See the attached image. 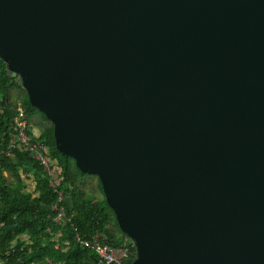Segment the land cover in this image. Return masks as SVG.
Segmentation results:
<instances>
[{
	"label": "water",
	"instance_id": "95a60500",
	"mask_svg": "<svg viewBox=\"0 0 264 264\" xmlns=\"http://www.w3.org/2000/svg\"><path fill=\"white\" fill-rule=\"evenodd\" d=\"M0 58L132 264H264V0H0Z\"/></svg>",
	"mask_w": 264,
	"mask_h": 264
},
{
	"label": "trees",
	"instance_id": "16d2710c",
	"mask_svg": "<svg viewBox=\"0 0 264 264\" xmlns=\"http://www.w3.org/2000/svg\"><path fill=\"white\" fill-rule=\"evenodd\" d=\"M13 88L26 92L20 77L0 58V264H99L95 251L85 245L97 232L117 254L128 250L124 264H132L136 248L122 233L100 181L104 198L95 201L85 192L87 174L56 149L53 125L43 124L50 121L31 105L27 93L21 104L13 102ZM18 105L25 109L30 125L43 127L39 139L48 149L52 176L22 148L8 155L13 139L12 117ZM30 177L32 188L25 182ZM58 192L64 193L66 212L61 221L55 210Z\"/></svg>",
	"mask_w": 264,
	"mask_h": 264
},
{
	"label": "built area",
	"instance_id": "2783aa9c",
	"mask_svg": "<svg viewBox=\"0 0 264 264\" xmlns=\"http://www.w3.org/2000/svg\"><path fill=\"white\" fill-rule=\"evenodd\" d=\"M30 123L26 118V111L18 105L11 123L12 141L9 148L8 155L15 149L22 148L30 154L32 159L36 161L40 167L49 175H54V168L51 160L48 157V149L46 145L30 130ZM51 186L55 185L51 181ZM58 200L55 210L58 212L57 220L61 221L65 218L66 212L62 203L64 202V193L58 192ZM87 247L95 251L98 256L99 264H124L125 258L128 256V250L124 251L122 255L117 254L114 247L104 241V237L97 232L90 240L85 242ZM135 246V245H134Z\"/></svg>",
	"mask_w": 264,
	"mask_h": 264
},
{
	"label": "rangeland",
	"instance_id": "374dc122",
	"mask_svg": "<svg viewBox=\"0 0 264 264\" xmlns=\"http://www.w3.org/2000/svg\"><path fill=\"white\" fill-rule=\"evenodd\" d=\"M26 92H24L23 90L19 89V88H13L11 90V98L13 99V102L21 104L22 99L24 98ZM44 125L47 126H51V122L48 121H43ZM34 126V125H33ZM39 129L43 130V127L40 126ZM40 136V135H39ZM89 180H93V181H88L87 185H86V191L88 192V197L90 199H93L95 201H101L103 200L104 196L102 195V193L99 190V179L97 176H93L90 177ZM97 184V187H95Z\"/></svg>",
	"mask_w": 264,
	"mask_h": 264
},
{
	"label": "crops",
	"instance_id": "0c3cea01",
	"mask_svg": "<svg viewBox=\"0 0 264 264\" xmlns=\"http://www.w3.org/2000/svg\"><path fill=\"white\" fill-rule=\"evenodd\" d=\"M11 99H12V98H11ZM12 101H13V99H12ZM31 126H32V128H33L32 131H33L36 135H38V136L41 135L42 132H41V130L39 129V127H37V126H35V125H34V126L31 125ZM5 175L8 176V173H6ZM29 175H31V174H29ZM90 177H93V176H91V175H87V176H85L84 179H85V181H86L87 183H88V181H93V180H89ZM25 182H26L27 185H29V187L31 186V188H32V178H31V177H30L29 179L26 178ZM98 185H99V184H98ZM95 187H97V184H96ZM98 187H99V186H98ZM85 192H87V191H86V187H85ZM87 193H88V192H87Z\"/></svg>",
	"mask_w": 264,
	"mask_h": 264
}]
</instances>
